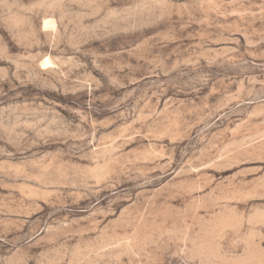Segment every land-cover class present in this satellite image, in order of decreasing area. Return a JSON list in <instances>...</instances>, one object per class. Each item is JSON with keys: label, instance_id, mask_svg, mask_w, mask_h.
<instances>
[{"label": "rangeland", "instance_id": "rangeland-1", "mask_svg": "<svg viewBox=\"0 0 264 264\" xmlns=\"http://www.w3.org/2000/svg\"><path fill=\"white\" fill-rule=\"evenodd\" d=\"M0 264H264V0H0Z\"/></svg>", "mask_w": 264, "mask_h": 264}, {"label": "bare ground", "instance_id": "bare-ground-1", "mask_svg": "<svg viewBox=\"0 0 264 264\" xmlns=\"http://www.w3.org/2000/svg\"><path fill=\"white\" fill-rule=\"evenodd\" d=\"M44 25L46 26L47 24L45 23Z\"/></svg>", "mask_w": 264, "mask_h": 264}]
</instances>
